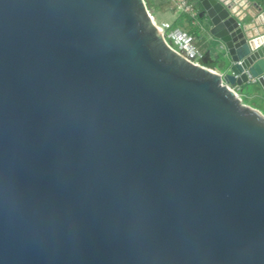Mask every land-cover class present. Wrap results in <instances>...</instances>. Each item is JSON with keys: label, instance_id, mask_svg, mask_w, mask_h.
<instances>
[{"label": "water", "instance_id": "water-1", "mask_svg": "<svg viewBox=\"0 0 264 264\" xmlns=\"http://www.w3.org/2000/svg\"><path fill=\"white\" fill-rule=\"evenodd\" d=\"M198 2L224 73L145 0H0V264H264V13Z\"/></svg>", "mask_w": 264, "mask_h": 264}, {"label": "built area", "instance_id": "built-area-1", "mask_svg": "<svg viewBox=\"0 0 264 264\" xmlns=\"http://www.w3.org/2000/svg\"><path fill=\"white\" fill-rule=\"evenodd\" d=\"M175 10L181 14L189 16L194 27L199 26V12L197 10L198 0H171ZM163 31L169 45L183 55L193 64L200 65L205 57L203 51L197 46L196 38L193 34L181 27H170V23L160 22L156 24ZM247 83H255V79L248 73Z\"/></svg>", "mask_w": 264, "mask_h": 264}, {"label": "crops", "instance_id": "crops-1", "mask_svg": "<svg viewBox=\"0 0 264 264\" xmlns=\"http://www.w3.org/2000/svg\"><path fill=\"white\" fill-rule=\"evenodd\" d=\"M248 1H250V3L252 5L253 4H257L259 6V8H260V12L264 13V0H248ZM167 5H170V6H168V7H170L169 9H171L170 11L167 8ZM161 9L163 11H161ZM197 10L199 12V17L201 18L203 16V14H202L203 13V8L201 7V4L199 2L197 3ZM160 11L162 13L161 14H156V15L157 16L158 15H166L167 17L165 16V18L169 19L170 24L175 23L177 21V19L181 16V13H177L176 12L175 7L173 6V3L171 2V0H165V5L160 7ZM203 17H205V16H203ZM183 21H184V24L181 25V26H178V27H182V28L186 29L191 34H192V32L190 31L191 28L193 27L194 29H196L195 30L196 33L193 34V35L194 36L198 35L197 39H196L197 46L200 49H202L204 54H208L209 55V59L210 60H209L208 66L213 68L215 71L220 72L219 68L223 69L222 68L223 63L220 62V60H217L218 53H217L216 47L220 46L221 43L217 39H215V37L212 34H210V32L208 33V35H206V34H205V36L203 35L202 32L205 31V28H202L200 21H199L200 25L197 26V27H194V26H192L190 24V19H189V21L188 20H183ZM190 26H191V28H190ZM217 63H218V65H217ZM217 66H218V69L216 68ZM246 84H250L252 86H255L259 94L258 95L254 94V95L258 96L259 99H261L264 102V91L260 88L258 83L255 82V83H246ZM243 87H244V85L242 87H236L235 89L238 92H240ZM239 97H240V95H239Z\"/></svg>", "mask_w": 264, "mask_h": 264}, {"label": "rangeland", "instance_id": "rangeland-1", "mask_svg": "<svg viewBox=\"0 0 264 264\" xmlns=\"http://www.w3.org/2000/svg\"><path fill=\"white\" fill-rule=\"evenodd\" d=\"M151 2H152L151 3L152 4V9L154 10V12L152 13V15L154 16V21L156 23H158V24L160 22L170 23L169 19L165 18L166 15H158L159 17L156 15V14H161L162 13L161 11H163V10L161 9V11H160V7L165 5V0H152ZM168 6H170V5H167V8L169 9L170 7H168ZM170 10L171 9H169V11ZM177 13H179V12H177ZM185 17L186 16L184 15V17L181 18V21H183V20H185L187 18V17L186 18ZM198 20L201 22L202 28H205V31L202 32L203 35L204 36H205V34L208 35V33L210 31V28H211V24H210L209 19L207 17H201V18L198 17ZM196 39H197V37H196ZM223 54H224L223 51L219 52V55H220V58H221L220 62H223V59L226 60V58H225V56ZM217 65H218V63H217ZM216 68L218 69V66ZM219 71L221 73H224L225 70L219 68ZM254 94H256V95L259 94L255 86H252L250 84L244 85L242 90L239 92V95H240V98H241V102L242 103L245 102L246 103L245 105L249 104L250 106L258 108L262 112V114L264 115V102L261 99H259L258 96L254 95Z\"/></svg>", "mask_w": 264, "mask_h": 264}, {"label": "trees", "instance_id": "trees-1", "mask_svg": "<svg viewBox=\"0 0 264 264\" xmlns=\"http://www.w3.org/2000/svg\"><path fill=\"white\" fill-rule=\"evenodd\" d=\"M152 0H145V2H146V5H147V8H148V10H149V12L151 13V15H152V13L154 12V10L152 9V2H151ZM184 15L185 14H181V16L177 19V21L175 22V23H172V24H170V27L171 28H174V27H178V26H181V25H183L184 24V22L183 21H181V18L182 17H184ZM153 16V15H152ZM186 17V19L185 20H188L189 21V16H187V15H185ZM190 24H191V19H190ZM192 25V24H191ZM190 28H191V26H190ZM196 29H194L193 27L191 28V32H192V34H195L196 33V31H195ZM197 36H195V38H196ZM202 50V49H201ZM261 91V90H260ZM243 104H246L245 102H243ZM249 105V104H248ZM250 106V105H249ZM251 107H253V106H251ZM253 108H255V109H258V108H256V107H253ZM259 110V109H258ZM260 111V110H259Z\"/></svg>", "mask_w": 264, "mask_h": 264}, {"label": "clouds", "instance_id": "clouds-1", "mask_svg": "<svg viewBox=\"0 0 264 264\" xmlns=\"http://www.w3.org/2000/svg\"><path fill=\"white\" fill-rule=\"evenodd\" d=\"M256 82V81H255Z\"/></svg>", "mask_w": 264, "mask_h": 264}]
</instances>
